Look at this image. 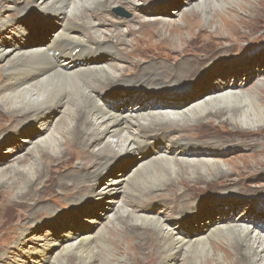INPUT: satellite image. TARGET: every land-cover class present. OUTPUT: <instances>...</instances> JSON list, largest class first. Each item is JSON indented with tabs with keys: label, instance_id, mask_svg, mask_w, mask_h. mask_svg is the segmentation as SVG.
Wrapping results in <instances>:
<instances>
[{
	"label": "bare ground",
	"instance_id": "1",
	"mask_svg": "<svg viewBox=\"0 0 264 264\" xmlns=\"http://www.w3.org/2000/svg\"><path fill=\"white\" fill-rule=\"evenodd\" d=\"M146 1L148 0H144L145 5L149 3ZM204 1L195 0L187 3L188 8L194 6L199 8ZM39 2L40 5L36 7L39 13L50 12L62 18L60 28L51 34L49 41L40 44L23 43L14 49L12 56L8 57L6 55L9 50L0 44V60H4L0 82V126L6 121L10 126L20 121H30L37 125L34 138H29L30 146L26 148L24 154L8 167L7 173H3L4 170L0 171V186L7 188V191L0 190L2 202L6 203L10 192L16 205H28L29 200H38L44 190L43 187L52 185V182L58 190L56 194H70L82 190L81 195L87 196L85 189H88L91 194L100 198L112 196L122 188L124 193L127 191V196L111 214L106 215L108 218L105 227L100 230L98 236L96 235V242L107 252L106 259H110L111 256L116 258L114 264H141L139 260L143 259L142 262H145L150 257L152 261L148 260L149 264L154 263L156 259L160 264H198L200 256H205L206 264L212 262V264H264V225L259 220L252 221L251 219L256 217H250L249 212L247 216L245 211L239 213L238 217L221 215L230 212L233 203L239 198V195L233 192L240 191L244 186L242 178L228 179L222 188H215L214 195L221 197L214 204L218 203L224 208L216 207L211 211L205 209L202 215L199 210V194L192 195L189 200L183 199V194L182 197L179 194L182 190L181 185L178 187L177 184L178 181L179 183L188 181L189 186L197 188L217 179H227L229 174L235 171L233 165L227 167L228 164L218 156L219 153L224 154V146L199 139L182 144L177 137H181L180 128H188L193 124L214 123L216 120L219 124H233L236 127H232L234 130H239L247 124L248 127H252L254 124L264 123V107L258 98L262 92L243 90L227 82L223 89L222 83H218L217 80L214 84L221 85L218 88V85L214 86L213 91L206 93L198 91L188 96L189 92H194L195 88L200 87L205 77L198 75L192 78L194 72L187 74L192 67L190 58H180L179 63L171 65L170 69L169 65L163 62H153L149 64L150 68L145 73L125 79V75L122 74L125 68L123 60L128 59L118 55H121L119 52L122 50L119 46H124L127 40L119 39L116 33L121 34L118 26L132 20L118 22V26L108 31L106 23L93 19L97 18V13L101 11H107L110 15L109 11L115 5L128 3L139 9L138 1ZM135 14L134 19L138 17L136 11ZM7 17L0 13V29L12 24L13 21ZM183 19L184 16H180V21ZM48 21L45 18L39 23L47 25L45 23ZM156 21L157 25L166 26L168 32L160 40L169 43H177L176 39L181 43L186 41L183 32L178 33L175 30H183L185 25H181L182 28L174 24L169 27V20L164 16ZM241 22L242 19L236 23L231 19H224V24L216 27L215 36L219 37L217 34H220L233 37L228 30L229 26L240 25ZM26 24H30V21ZM80 24L85 26L87 31L80 29L78 27ZM23 28L25 27L17 23L11 29L20 33L24 31ZM85 32L89 35L86 36ZM161 34L158 33L157 36ZM186 35L193 36L189 31ZM132 41L127 42L134 44ZM177 48L179 47L175 46L176 50ZM127 53L129 54V51ZM163 64L165 68L161 69ZM168 72L181 75L174 76L172 81L164 83ZM189 79H191L189 88L176 92L177 84ZM134 81L140 82L132 85ZM121 83L124 85L109 88L110 90L119 87L114 94L106 89L112 84ZM260 84L264 86V80ZM142 97H147V101ZM121 101L123 103H120ZM245 102L251 104L249 105L251 112ZM129 105L130 110L127 107ZM135 111L136 113H133ZM197 130L198 128L191 129L190 132H194L191 136L198 137ZM172 132H176L177 136L169 137ZM91 147L95 151L91 154L90 164L95 170L87 175H84L81 169L65 173L70 168L66 165L72 158L70 155L72 153L80 155L84 152L85 154L81 155L82 159L78 161L83 163L88 157L87 150ZM153 147L155 153L144 159L146 150L152 151ZM134 151L139 152L141 156L139 162L120 173L118 177L109 178L104 184V192L96 190L99 176L111 168L121 152ZM150 165L157 166L153 176L159 173L163 175L161 174V177L158 175L155 180L152 176L146 184L145 171ZM119 167L124 168V163ZM9 175H12L13 182L9 181ZM167 185L172 188L170 192ZM152 190H158L163 196L170 194L173 196L162 197L170 213L176 215L173 222L153 215L150 209L134 205L133 200H144L151 195ZM142 191L146 193L142 194ZM130 192H136V195L129 197ZM228 192L232 194L228 195ZM247 192L251 195L249 203L251 207H264V192L260 196L252 189ZM230 196H236L237 199ZM78 197L76 194L75 199ZM156 197L157 195H153L151 198ZM113 200L114 198H110L108 201L112 203ZM214 204H206L204 208ZM96 205L97 203H92L90 206ZM30 206L32 211L33 204ZM217 212L219 213L216 214ZM245 215L246 217H242ZM201 216L205 218L208 216L209 220L205 221L206 219ZM192 221L195 224H190ZM198 225L194 232H184L187 228ZM117 226H121L120 230L125 231L126 239L121 246L110 243L109 246L105 242L106 230ZM148 228L152 236L146 232ZM77 233H73L74 241L63 244L62 251L55 252L47 264H62L64 256L67 257L68 264H72L75 258L78 260L77 264L105 262V257L99 258L98 250L93 245L94 237L88 233ZM116 237L114 236V239ZM133 237L136 239L133 240ZM152 239L158 249L149 246ZM142 247L146 250L144 251ZM209 247L214 257H209ZM118 250L124 253L120 256ZM220 252H223V258L219 256ZM42 260H45L44 257ZM108 263L111 264L110 261Z\"/></svg>",
	"mask_w": 264,
	"mask_h": 264
},
{
	"label": "rangeland",
	"instance_id": "2",
	"mask_svg": "<svg viewBox=\"0 0 264 264\" xmlns=\"http://www.w3.org/2000/svg\"><path fill=\"white\" fill-rule=\"evenodd\" d=\"M39 1L25 0L20 2L17 0H0V13H3L4 17L8 16L7 18L13 21L12 26L7 25L0 29V44L4 45L6 50H9L6 57L12 56L15 52L14 49L23 43H47L51 38V34L60 28L61 17L50 12L39 13L36 10V7L40 5ZM136 1L139 3V9L128 3L115 5L110 9V15L107 11H101L97 13V18L93 19V21L106 23L108 31L112 30L114 26H118V22H129L132 20L130 23H124L118 26L121 34L117 35L115 32L119 39L127 41L133 40L132 43H134L128 44L125 41L124 46H119L122 50H120L119 54L121 53V55H118V57L123 55L128 59V61L123 60L125 62V68L122 74L125 75V79H130L136 74L145 73L150 68L149 64L153 62H163L169 65L168 69H170L171 65L179 63L180 58H190V66L192 67L189 68L190 71L187 74L195 73L192 78L198 75H205V77L200 87L195 88L196 90L194 92H189L188 96H192L198 91H203L204 93L213 91V87L218 85L214 83L218 80V83H222L223 89L226 87L225 82H227L233 87L239 86L243 90L261 91V96L259 95L258 98L260 104L264 107V86L260 84L264 80V0H205L199 8L194 6L191 9L188 8L187 3H192L195 0H148L149 3L146 5L144 0ZM135 11L138 13L136 19H134L136 15ZM161 16L169 20V27L173 24L178 28H182L181 25L186 26L183 30L175 29L178 33L183 32V37L186 39L184 43H181L179 39H176L177 43L160 40L162 36L168 34L165 29L166 26L162 27V25H157L156 19L159 20ZM180 16H184V19L181 20L182 22L180 21ZM45 18L49 20L48 23H45L47 25L39 23ZM224 19H231L233 23L242 19L240 25L235 24V26L231 25L228 28L233 34V37L226 35L220 36V34H217L219 37L215 36L216 27L223 25ZM71 20L74 21L73 19ZM29 21L30 24L27 25L26 23ZM17 23L25 27L23 28L24 31L19 33L17 30L11 29ZM78 27L87 31V28L81 24ZM188 31L190 35H193L192 37H187L186 32ZM158 33H162L161 36H157ZM84 34L86 36L89 35L88 32ZM165 43L170 45H165ZM175 46L179 48L176 50ZM127 51H129V54ZM3 63L4 60L1 59L0 82ZM162 66L160 67L161 69L165 68L164 64ZM131 68L133 69L131 70ZM178 75L181 74L168 72L165 76L166 81L164 83L172 81L174 76ZM191 79L177 84L178 86L175 87L177 88L176 92H181L189 88L188 85ZM139 82L134 81L132 85H137ZM124 83L112 84L106 87V89L109 90L112 86L124 85ZM128 85L130 86V84ZM166 88L169 87L166 86ZM111 89L109 91L114 94L116 90H119V87ZM142 98L147 101V97ZM120 103H123V101ZM245 105L249 107L251 104L245 102ZM129 106L127 107L130 110L131 106ZM248 109L251 112V108L249 107ZM133 113H136V111ZM193 123L192 121L191 124ZM248 125H245L239 130H234L232 128L235 127L233 124H219L218 120H216L214 123L208 122L193 124L188 128L182 127L180 128L182 130L180 132L181 137L177 136L176 132L170 133L169 137L173 135L177 136L182 144H188L199 139L207 143L224 146V154L219 153L218 156L228 164L227 167L234 166L235 171L230 173L227 179H217L207 185L202 184L197 188L189 186L188 181L180 182L181 184L179 181H176L178 187L181 185L182 190L179 191V194L181 197L183 194V199L189 200V197L191 199L192 195L199 194V210L201 215L205 209L211 211L216 207V209L224 208V206H220L218 203L214 204L221 197L220 195H214L215 193L213 191H215V188H222L228 179L242 178L244 186L240 188V191L233 192L238 194L239 198L237 199V195L230 196L237 199V201L233 203L230 212L221 215L238 217L240 216L239 213L245 211L247 212V216H249V212L251 213L250 217H256L255 219H251L252 221L257 222L259 220L264 225V207H251L249 204L251 195L247 192L249 189H252L259 196L264 192V123L254 124L252 127H248ZM194 128H198V137L191 136L194 132L190 131ZM36 131L37 125L30 121L15 122L11 126L6 121L0 126V171L4 170L3 173H7L8 167L15 163L19 156L24 154L23 152L26 148L30 146L29 138L33 137ZM94 151L92 147L87 150L88 157L83 160V163H79L78 161L82 159L81 155L85 154L84 152L80 155L72 153L70 155L72 158L66 163L67 167L70 166V168L65 173L79 171L81 169L82 173L87 175L91 171H94L95 167L90 164L91 154ZM121 153L112 164L114 168L111 166L107 172L104 171L99 176L96 190L100 189V191L104 192V184L109 178L118 177L120 173L131 168L141 159L140 154H138L139 152L136 151ZM153 153H155L154 147L152 151L146 150L144 159L152 156ZM243 155H252L253 157L246 158ZM123 163L125 167H119ZM156 168V165H150L145 171L144 181L146 184L152 178ZM161 174L159 173V176L157 174L156 176L154 175L153 180L157 176L161 177L163 175ZM9 177V181L13 182L12 175H9ZM167 187L170 192L172 188L169 185ZM43 188L44 190H42L38 200H29L28 205H16L13 194H10V192L6 203H3V200L0 199V264H40L41 262H43L41 264H47L48 260L53 258L55 252L62 251L63 244L73 240V233L75 232L79 234L88 233L94 237L93 245L98 250L99 258L102 257L101 259H104L105 256L108 258L106 250L100 248L99 243L96 242V237L99 235L100 230L105 227L108 218L106 215L111 214L113 209H116L117 205L124 201L125 196H127V191L124 193L122 188H120L116 194L100 198L98 195L91 194L88 189H85L87 196L81 195L82 190L70 194H56L58 190L53 182L52 185ZM0 190L7 191V188L0 186ZM146 191H142V194L146 193ZM76 194L79 196L77 199H75ZM229 194H232V192H228ZM133 195H136V192L129 193V197H133ZM153 195H157V197L154 199L151 198ZM162 197L169 198L173 196L171 194L170 196H163L158 190H152L151 195L145 197L144 200H132L135 201L134 205L137 207L150 209L153 215H157L162 219L166 218L168 221L173 222L176 215L170 213L168 205ZM110 198H114L112 203L108 201ZM92 203H97V205L92 207L90 206ZM32 204L33 210L31 211L30 205ZM206 204L214 205L204 208ZM242 217H246V215ZM201 218L205 217L201 216ZM205 219V221H208V216ZM193 223L195 224L194 221L190 224L193 225ZM171 226L173 227V225ZM198 227L199 225L194 228H187L184 232H194ZM120 229L121 226H117V228L106 230L105 236L107 239H105V242L109 246L114 244L121 246V243L125 241V231ZM149 230V228L146 229V232L148 231V235L152 236ZM114 236L117 237L114 239ZM135 239L136 237H133V240ZM57 243H61L62 245ZM149 246L158 249L153 243V239ZM142 249L144 251L146 250L144 247ZM209 250V257H214V253L210 247ZM123 253L124 251L118 250V255L121 256ZM47 256H49L48 259H46ZM219 256L223 258V252H220ZM43 257L45 260H42ZM64 257L62 264H68L67 257ZM106 257L103 264H109V261L111 264L115 263V257L113 258L111 256L108 260ZM148 260L152 261V258L150 257L145 262H142L143 259L139 260V263L149 264ZM77 261L75 258V260H72V264H77ZM153 262L152 264H160L157 263V259ZM198 264H206L205 256L199 257Z\"/></svg>",
	"mask_w": 264,
	"mask_h": 264
}]
</instances>
